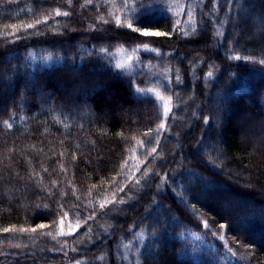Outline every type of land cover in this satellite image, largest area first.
<instances>
[{"label": "trees", "instance_id": "16d2710c", "mask_svg": "<svg viewBox=\"0 0 264 264\" xmlns=\"http://www.w3.org/2000/svg\"><path fill=\"white\" fill-rule=\"evenodd\" d=\"M262 60L264 0H0V264H264ZM239 116L262 125L249 145Z\"/></svg>", "mask_w": 264, "mask_h": 264}, {"label": "snow or ice", "instance_id": "6c2138e0", "mask_svg": "<svg viewBox=\"0 0 264 264\" xmlns=\"http://www.w3.org/2000/svg\"><path fill=\"white\" fill-rule=\"evenodd\" d=\"M68 2L71 3V0H68ZM85 2H86V4H89V3L92 2V0H85ZM124 4H125V6H128V0H124ZM174 7L177 9L176 14L179 16L181 14V12L183 11L184 5L183 4H176V5H174ZM54 14L57 15V16H59V15H65V16L69 15L68 12H63L62 13L59 9L55 10ZM110 15L114 16L115 23H116V25L118 27H126V28H128V29H130V30H132L134 32L139 33L140 35H143V36L170 37V35H171L170 32H164V31H149L147 29H142V28H139V27H135L133 25V23L130 20H128L127 18H123L122 19L121 16L116 15L115 13H111ZM47 19H48L47 16H44L42 19H36L34 23H28L26 26H24V30L27 31V29L35 28L38 24L43 23V22H46ZM100 19L102 20L103 23H108V20H105L103 17H101ZM188 21H189V23H194V19H193V17L191 15L188 16ZM11 27L13 29V32L11 34H13V35L15 34V31L20 30L19 27L16 24H13ZM180 31L183 32L184 34H187L186 31L183 28H181ZM193 31H194V29H193ZM143 47L146 50H148V46L147 45H143ZM151 50L152 51H157L156 49H151ZM102 51H107V50H102ZM235 59L239 60V59H241V57L237 56V57H235ZM244 59H250V58L245 57ZM260 63L264 64V60L260 61ZM116 66L118 68H121V69H123V68L126 67V65L123 62L117 64ZM208 75L211 76L212 74L209 73ZM177 79H179V77H177ZM137 91L138 92H142V93L151 94L152 96H154L155 98H157L159 101L164 102L163 105H162L163 106V109H164V112H163L164 117H167L168 114L172 111V108L169 107V104H171V97H168L167 98V101H165V97L163 95H161L159 92H155L152 89H140V88H138ZM11 126H12L11 124H8V127L9 128H11ZM161 130H166V123L165 122H161L157 126V129H156L157 136L159 135V133H160ZM149 132H151V130H149ZM146 135H147V133H146ZM157 143H158V141H157ZM151 152L152 153H155L156 152V147H153L151 149ZM145 174H147V173L145 172ZM136 183L138 184L139 183V180H137ZM118 190L122 192V191H124V187H119ZM112 195H113V199L112 200H107L106 199L103 203L100 204V208L101 209L105 208L107 204H112V203H117V202L118 203H121V204L124 203V200L116 201L114 199L115 193H113ZM65 215H67V214L65 213ZM89 219H94V217L93 216L86 217V219L84 220V223H87V221ZM63 222H64V220H63V217H62L61 220H60V224L62 225ZM203 226L205 228L208 227L206 221L204 222V225ZM45 227H46V225H44V224H39L36 227H33L31 229L23 228V227H21V228L6 227L2 231L4 233H9V232H13V233H28V232H32V233H35L37 231V228L43 229ZM79 227H80V223H79V219L77 217L76 228H79ZM219 227L221 229H224L226 227V225L221 224V225H219ZM88 231H90V229ZM46 234L49 235V236L52 235L51 232L46 233ZM71 234H72L71 231L65 233V232H63L61 230L59 232V235H71ZM55 238L56 237L53 236V239H55ZM219 239L224 240V237L221 236V237H219ZM16 247H20V245H16ZM77 264H79V261H77Z\"/></svg>", "mask_w": 264, "mask_h": 264}, {"label": "rangeland", "instance_id": "374dc122", "mask_svg": "<svg viewBox=\"0 0 264 264\" xmlns=\"http://www.w3.org/2000/svg\"><path fill=\"white\" fill-rule=\"evenodd\" d=\"M251 32H253V36H252L253 38L254 37L256 38L258 36L257 32H256V29L252 30ZM245 39H249V38H245ZM108 94H109L108 96H110V99L112 100V98L114 97L113 96V94H114L113 91L110 90L108 92ZM165 101H167V100H165ZM169 107H171L170 104H169ZM103 114H105L107 117H109V115H110L109 111L106 110V109L103 110ZM235 120H236L235 122H236V124H237V126H238V128L240 130V133H241L240 137H241L242 145H249L251 142H253L252 132L255 131L256 129L262 127V125L261 124H257V123H255V124L254 123L253 124L250 123L249 124L246 117H240L239 116ZM186 126L187 125L184 124L183 128H186ZM222 189H224V187L220 186V188H219L220 191L219 192L217 191V192L218 193H221V192L224 193V191H221ZM213 192H215V191H213ZM213 194H215V193H213ZM213 198L214 199H211V200L214 202V205H216L217 207H220L221 209H223V206H222L223 204L221 202H219L218 199H215V197H213ZM203 199H205V198H203ZM224 209H225V207H224ZM62 231L65 232V233L71 231L72 234H75L77 232V229L75 227H73V226H68V227H65ZM261 233H262V235H258V236H255V237L258 238V239H263L264 238V232H261ZM254 235H256V234H254ZM64 236H66V235H64ZM67 236H69V235H67ZM141 237L143 238L144 236H141ZM125 245H126V243H125ZM127 246H128V248H126V252L129 253L130 250L132 251V246L129 245V244H127L126 247ZM190 254L195 256L197 259H200V257L202 255L209 256V258L211 260H213V261H215L217 259V257L213 256L214 249H213L212 244L206 242V240L203 237H199L197 239H193V242H192V244L190 246ZM68 259H69V257L66 260H68ZM74 261H75L74 263H72L73 262L72 260L70 262L65 261L64 264H77V261H79V264H83V261H81V259H76L75 258ZM85 264H86V262H85ZM214 264H216V263L214 262ZM220 264H239V262L236 259H234L231 255L228 254V255H225L223 257V259H221Z\"/></svg>", "mask_w": 264, "mask_h": 264}]
</instances>
